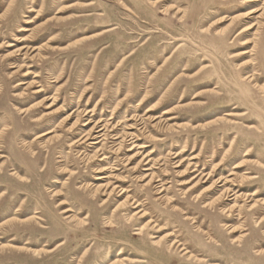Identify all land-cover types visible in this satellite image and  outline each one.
Wrapping results in <instances>:
<instances>
[{"label": "rangeland", "instance_id": "rangeland-1", "mask_svg": "<svg viewBox=\"0 0 264 264\" xmlns=\"http://www.w3.org/2000/svg\"><path fill=\"white\" fill-rule=\"evenodd\" d=\"M0 264H264V0H0Z\"/></svg>", "mask_w": 264, "mask_h": 264}, {"label": "bare ground", "instance_id": "bare-ground-1", "mask_svg": "<svg viewBox=\"0 0 264 264\" xmlns=\"http://www.w3.org/2000/svg\"><path fill=\"white\" fill-rule=\"evenodd\" d=\"M253 1H262V0H253ZM36 93H42V90H40V91H38V92H36ZM50 107L51 106H48V109H50ZM21 113H25V111H22ZM89 124V122L86 124V125H88ZM103 130L101 129L100 131H98V132H94V133H96V136L94 137V140H98V139H100V138H102V137H104L105 135H100V133L102 132ZM47 134H43L42 136H40V138L41 137H44V136H46ZM92 136H94V134L92 135V134H90V135H88L87 137H85V138H87L86 140H88V139H90V138H92ZM85 138H82V139H80V140H78L76 143H80V142H82ZM84 143H85V141H84ZM100 142H94V145L95 144H99ZM106 159V157L104 158V159H101V161H104ZM147 171H149V170H147ZM99 173V172H98ZM98 179H101V178H98ZM151 181V180H150ZM226 182H225V184L223 185V186H221V187H224L225 185H228L230 182H231V180H225ZM218 183H222V182H218ZM218 183H217V188L219 187V185H218ZM115 189H117L116 187H114L113 188V190H115ZM99 192V189H95V190H93V194H96V193H98ZM113 192V191H112ZM111 192V193H112ZM228 192V193H227ZM227 192H226V194L224 193V195H222L224 198H226L227 196H228V194L230 193L228 190H227ZM111 193H110V195H111ZM127 193V191L124 189V188H122L121 189V193H120V195H119V197H122V196H124L125 194ZM161 194V193H160ZM159 194V195H160ZM131 201V200H130ZM262 202V201H261ZM257 203H259V202H256V204ZM256 204H254V207L256 206ZM134 208L133 209H139V210H137V212L133 215V216H138L139 218H145V217H147L148 216V213L144 210V209H142V204H140L139 203V201H135L134 199H133V203L131 204ZM253 207V208H254ZM70 212V210H68V211H66L65 213H69ZM70 218V216L69 217H67V219H69ZM71 220H73L72 219V217H71ZM129 220V219H128ZM153 225V224H152ZM142 232V229H140L139 230V232L138 233H141Z\"/></svg>", "mask_w": 264, "mask_h": 264}]
</instances>
